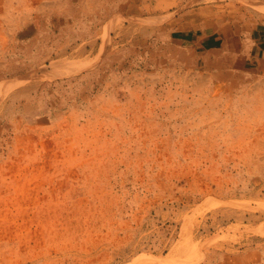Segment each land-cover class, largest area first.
I'll list each match as a JSON object with an SVG mask.
<instances>
[{
  "label": "rangeland",
  "instance_id": "obj_1",
  "mask_svg": "<svg viewBox=\"0 0 264 264\" xmlns=\"http://www.w3.org/2000/svg\"><path fill=\"white\" fill-rule=\"evenodd\" d=\"M4 85L0 264H264V0H0Z\"/></svg>",
  "mask_w": 264,
  "mask_h": 264
},
{
  "label": "bare ground",
  "instance_id": "obj_2",
  "mask_svg": "<svg viewBox=\"0 0 264 264\" xmlns=\"http://www.w3.org/2000/svg\"><path fill=\"white\" fill-rule=\"evenodd\" d=\"M69 67L70 66H68V68ZM53 69H54V72H58L59 74H63V75L64 74H68L70 71H72V69L67 70V68L65 66H58L57 64H54L53 65ZM6 88H8V86L7 85H4V86H1L0 87V90H4ZM10 89H12V88H10ZM10 89H8L7 91H9ZM179 249L180 248L178 246L175 247V248H173L172 251L167 255V257L165 259H161V258L159 259L158 258V259H154L153 261L145 262L142 259L146 258L147 256L138 257L136 259H138L140 261V263H136V264H173V263H176L177 262V260H176L177 259V252H178Z\"/></svg>",
  "mask_w": 264,
  "mask_h": 264
},
{
  "label": "crops",
  "instance_id": "obj_3",
  "mask_svg": "<svg viewBox=\"0 0 264 264\" xmlns=\"http://www.w3.org/2000/svg\"><path fill=\"white\" fill-rule=\"evenodd\" d=\"M69 27H70V29H72L73 30V35H75L76 33H77V30L79 29L78 28V24H76V22H74V24L72 23H70L69 24ZM176 39H180V40H183V43L185 42V41H187V42H194V43H196L197 44V42H196V40H194V34L193 33H191V31L190 32H184V30H183V32L182 31H179L178 30V33L177 34H175V36H174ZM258 38H261V36L260 35H253V36H251V39H253L254 41H258ZM260 40V39H259ZM212 41H207L206 43H207V46H209L210 44L209 43H211ZM263 43H260V44H258V46L259 45H262ZM69 49V48H68ZM258 51V54H261L260 53V48L259 47H257L256 48V52ZM200 263V261H196L194 264H199Z\"/></svg>",
  "mask_w": 264,
  "mask_h": 264
}]
</instances>
